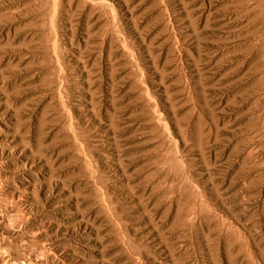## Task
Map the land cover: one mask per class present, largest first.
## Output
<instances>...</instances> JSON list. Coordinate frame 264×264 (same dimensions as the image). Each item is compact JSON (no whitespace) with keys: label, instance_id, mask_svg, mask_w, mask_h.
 <instances>
[{"label":"rangeland","instance_id":"1","mask_svg":"<svg viewBox=\"0 0 264 264\" xmlns=\"http://www.w3.org/2000/svg\"><path fill=\"white\" fill-rule=\"evenodd\" d=\"M0 264H264V0H0Z\"/></svg>","mask_w":264,"mask_h":264}]
</instances>
